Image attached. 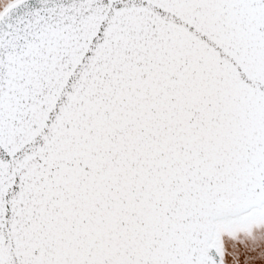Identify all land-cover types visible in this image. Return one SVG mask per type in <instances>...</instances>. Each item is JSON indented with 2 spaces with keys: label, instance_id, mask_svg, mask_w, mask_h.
Listing matches in <instances>:
<instances>
[{
  "label": "snow or ice",
  "instance_id": "6c2138e0",
  "mask_svg": "<svg viewBox=\"0 0 264 264\" xmlns=\"http://www.w3.org/2000/svg\"><path fill=\"white\" fill-rule=\"evenodd\" d=\"M0 264H264V0H0Z\"/></svg>",
  "mask_w": 264,
  "mask_h": 264
}]
</instances>
